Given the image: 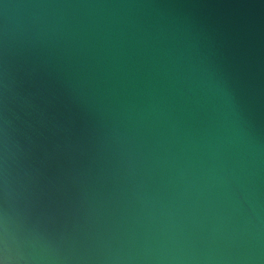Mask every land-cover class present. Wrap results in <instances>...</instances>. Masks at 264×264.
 Here are the masks:
<instances>
[{"label":"water","instance_id":"1","mask_svg":"<svg viewBox=\"0 0 264 264\" xmlns=\"http://www.w3.org/2000/svg\"><path fill=\"white\" fill-rule=\"evenodd\" d=\"M0 264H264V0H0Z\"/></svg>","mask_w":264,"mask_h":264}]
</instances>
